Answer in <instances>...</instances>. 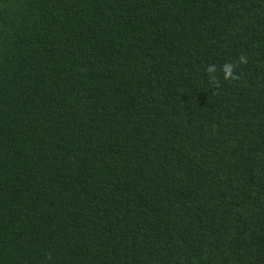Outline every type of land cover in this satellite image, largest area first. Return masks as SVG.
Returning <instances> with one entry per match:
<instances>
[{
    "label": "trees",
    "instance_id": "obj_1",
    "mask_svg": "<svg viewBox=\"0 0 264 264\" xmlns=\"http://www.w3.org/2000/svg\"><path fill=\"white\" fill-rule=\"evenodd\" d=\"M0 264H264V0H0Z\"/></svg>",
    "mask_w": 264,
    "mask_h": 264
}]
</instances>
